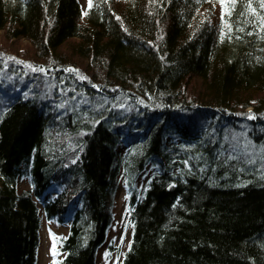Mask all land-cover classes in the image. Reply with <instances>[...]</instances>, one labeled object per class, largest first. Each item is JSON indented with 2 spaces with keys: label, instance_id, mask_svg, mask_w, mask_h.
<instances>
[{
  "label": "trees",
  "instance_id": "1",
  "mask_svg": "<svg viewBox=\"0 0 264 264\" xmlns=\"http://www.w3.org/2000/svg\"><path fill=\"white\" fill-rule=\"evenodd\" d=\"M212 3L0 0V264L37 263L42 218L50 264H95L120 183L119 264H264V0ZM21 38L45 70L10 91Z\"/></svg>",
  "mask_w": 264,
  "mask_h": 264
},
{
  "label": "rangeland",
  "instance_id": "2",
  "mask_svg": "<svg viewBox=\"0 0 264 264\" xmlns=\"http://www.w3.org/2000/svg\"><path fill=\"white\" fill-rule=\"evenodd\" d=\"M79 2L81 4L82 10H84V7L86 5V0H79ZM212 4L213 5L211 7L203 10V12L205 13L204 17L207 18V21L210 22L212 25H215L217 24L218 17L220 16V10H219V3H216V0H213ZM7 41L9 40L6 37H4V32L3 31L0 32V43H6ZM17 41H18L17 46L13 45L16 48L15 51H17V53L16 54L13 53V55H11L13 58L9 57L10 59H6L12 62L13 68L16 70L15 72L17 73V74H13L14 76H12L10 73L6 75L8 82H12V81L18 82L17 83L18 85L8 84L9 85L8 88H10V91H17L20 88V86L21 87L25 86L26 83L18 78V74H20L22 71L27 70L29 67L32 70L40 69L44 71L45 70L44 65H46V63H43L44 60L36 58V55L32 50L34 49V47L29 42H27L23 38ZM58 52H60L61 54L62 53L66 54L67 49L61 48L58 50ZM5 55L7 54L4 53V56ZM1 56L3 55L1 54ZM72 60L74 61L76 68H79V70L77 69V71H79V73L83 75V73H85L84 70L86 69L87 60L83 59L77 54L72 55ZM90 67L92 68L93 66ZM90 67L88 68V70L92 73L93 69H91ZM80 74L79 77L83 78L82 76H80ZM97 78L99 79V77ZM52 86L53 83L48 75H44V79L42 80V82L40 81L38 84V87L40 89H46L48 91L52 88ZM144 177L145 175L140 177V183L138 181L139 184L143 183ZM119 180L121 181V178ZM17 187L19 191L28 188L29 184L25 179H21L18 182ZM125 195H126V191L124 187L122 186L121 183H120V187L118 184L117 190L113 195L114 202L112 205L113 211H112V222L110 226L111 229H109L107 234L108 236L107 241L114 239L115 243H117L116 245H119L120 247V253L117 255L113 253L109 254L106 248L107 247V241H106V243H104L99 248V250L95 255V264H119L121 258V252L124 249V246L127 242L128 233H129V225H125V220L128 213V209L125 205ZM49 230L52 231L54 235H62L65 234L66 232V226H60L57 225L54 221H46L42 219L41 230H40V233L42 234V240L40 242L39 258L36 264H50L51 258L49 253L51 249H49V239H48Z\"/></svg>",
  "mask_w": 264,
  "mask_h": 264
},
{
  "label": "bare ground",
  "instance_id": "3",
  "mask_svg": "<svg viewBox=\"0 0 264 264\" xmlns=\"http://www.w3.org/2000/svg\"><path fill=\"white\" fill-rule=\"evenodd\" d=\"M120 129L121 130H125L126 128L125 127H121ZM137 142H139V139L137 140Z\"/></svg>",
  "mask_w": 264,
  "mask_h": 264
}]
</instances>
